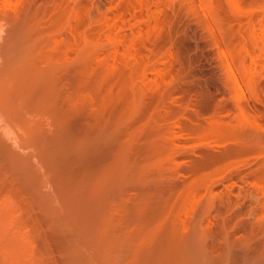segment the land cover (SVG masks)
Masks as SVG:
<instances>
[{
  "label": "rangeland",
  "instance_id": "obj_1",
  "mask_svg": "<svg viewBox=\"0 0 264 264\" xmlns=\"http://www.w3.org/2000/svg\"><path fill=\"white\" fill-rule=\"evenodd\" d=\"M263 23L0 0V264H264Z\"/></svg>",
  "mask_w": 264,
  "mask_h": 264
},
{
  "label": "bare ground",
  "instance_id": "obj_2",
  "mask_svg": "<svg viewBox=\"0 0 264 264\" xmlns=\"http://www.w3.org/2000/svg\"><path fill=\"white\" fill-rule=\"evenodd\" d=\"M147 2H148V1H147ZM147 6H148V5H147ZM144 13H145V12H144ZM125 14H126V13H125ZM263 24H264V23H263ZM263 27H264V26H263ZM122 37H125V36H122ZM127 37H128V36H127ZM111 38H113V37L111 36ZM135 38H136V37H135ZM113 39H114V38H113ZM113 39H112V40H113ZM116 39H117V38H116ZM136 39L139 40V38H136ZM112 40H111V41H112ZM134 40H135V39H134ZM121 42H122V41H121ZM135 42H136V41H135ZM139 43H140V41H137L135 46H137ZM132 46H133V44H132ZM135 46H133V47H135Z\"/></svg>",
  "mask_w": 264,
  "mask_h": 264
}]
</instances>
